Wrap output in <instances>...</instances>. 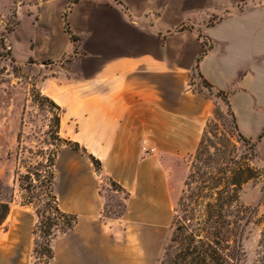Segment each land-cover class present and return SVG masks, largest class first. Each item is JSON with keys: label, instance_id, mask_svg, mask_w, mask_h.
<instances>
[{"label": "crops", "instance_id": "0c3cea01", "mask_svg": "<svg viewBox=\"0 0 264 264\" xmlns=\"http://www.w3.org/2000/svg\"><path fill=\"white\" fill-rule=\"evenodd\" d=\"M240 2L79 0L67 16L73 45L58 41L67 33L57 19L33 31L41 32L38 55L55 64L47 97L73 118L79 142L98 150L102 175L128 194L121 218L105 222L102 204L82 214L53 245L51 264L68 257L87 263L82 250L94 243L113 259L119 232L129 238L134 227L144 235L171 222L178 163L196 151L213 116L211 100L189 89L205 44L198 72L215 92L229 94L243 135L264 132V11L242 12Z\"/></svg>", "mask_w": 264, "mask_h": 264}, {"label": "rangeland", "instance_id": "374dc122", "mask_svg": "<svg viewBox=\"0 0 264 264\" xmlns=\"http://www.w3.org/2000/svg\"><path fill=\"white\" fill-rule=\"evenodd\" d=\"M74 4L75 0H19L18 3L0 0V199H10L13 195L11 213L0 228V264H36L33 229L38 223L40 205H23L25 193L20 187L19 174H26L30 166L46 160L57 148L53 193L62 211L76 215L79 221L83 219L82 214L95 211L102 204L105 222L121 218L126 212V193L112 185L113 179L102 175L103 163L102 171H96L89 154L100 160L95 155L98 150L79 142V129L73 118L62 113L60 138L78 142L87 153L62 145L51 133L58 111L44 100V96L47 97L44 87L49 69L56 75L55 64L48 57L38 55L36 38L41 32L33 31L41 29L43 21L57 19L67 33L57 38L58 41L63 46L73 45L75 38L69 33L67 16ZM238 7L242 12L256 8L264 11V0H241ZM217 22L211 20L210 24ZM63 60L64 57L57 63ZM194 79L199 85L189 88L190 91H201L207 96L227 124L230 117L223 98L216 92L210 93L197 74ZM194 153L178 163L175 176L179 178L172 181L176 198L172 202V219L166 228L151 232L145 229L143 235L142 228L134 227L129 238L119 232L115 258L101 255L94 243L85 245L82 250L89 262L85 263L82 257H68L66 264H158L173 233L174 208L184 194ZM256 165L263 171L262 178L247 184L241 194L242 203L250 212L242 236L244 256L241 264H256L260 258L259 245L264 228V137L258 145ZM142 235H146L145 241ZM64 236L57 237L52 247L64 242ZM109 247L111 251L110 243ZM52 262L53 259L49 264Z\"/></svg>", "mask_w": 264, "mask_h": 264}, {"label": "trees", "instance_id": "16d2710c", "mask_svg": "<svg viewBox=\"0 0 264 264\" xmlns=\"http://www.w3.org/2000/svg\"><path fill=\"white\" fill-rule=\"evenodd\" d=\"M18 3L19 0H13ZM32 1V0H31ZM37 1V0H33ZM46 1V0H43ZM79 0H75L77 3ZM209 47L204 45L193 78L197 74L209 92H215L211 84L198 72L202 58ZM202 94L201 91L193 92ZM228 106L230 121L227 124L221 112L213 109L200 143L192 157L190 171L185 180L183 196L175 208L173 233L158 264H241L244 256L242 236L247 225L249 209L242 203L244 187L262 178L263 171L256 165L258 145L264 132L256 139L243 135L228 99L229 94L216 92ZM58 114L52 129L53 136L62 145L87 153L78 142L60 138L63 110L49 97ZM58 148L46 160L30 166L26 174H19V183L25 193L24 206L39 204L38 223L33 230L35 237L36 264H49L54 252L52 242L73 229L78 217L60 208L53 193L54 167ZM89 158L97 172L102 171V162L93 154ZM112 185L127 192L117 183ZM38 192V195L36 194ZM126 198V199H127ZM10 199H0V228L11 213ZM260 258L256 264H264V228L260 240Z\"/></svg>", "mask_w": 264, "mask_h": 264}, {"label": "built area", "instance_id": "2783aa9c", "mask_svg": "<svg viewBox=\"0 0 264 264\" xmlns=\"http://www.w3.org/2000/svg\"><path fill=\"white\" fill-rule=\"evenodd\" d=\"M198 85H199V83L194 79V80H192V82L190 84V88H196V87H198ZM145 151H146V153H148V152H154L153 149H151V150L146 149Z\"/></svg>", "mask_w": 264, "mask_h": 264}]
</instances>
